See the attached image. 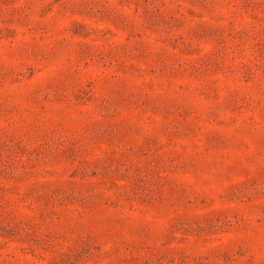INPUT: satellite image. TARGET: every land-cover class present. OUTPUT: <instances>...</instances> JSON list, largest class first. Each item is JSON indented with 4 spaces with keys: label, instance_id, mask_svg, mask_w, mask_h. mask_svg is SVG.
<instances>
[{
    "label": "rangeland",
    "instance_id": "rangeland-1",
    "mask_svg": "<svg viewBox=\"0 0 264 264\" xmlns=\"http://www.w3.org/2000/svg\"><path fill=\"white\" fill-rule=\"evenodd\" d=\"M0 264H264V0H0Z\"/></svg>",
    "mask_w": 264,
    "mask_h": 264
}]
</instances>
